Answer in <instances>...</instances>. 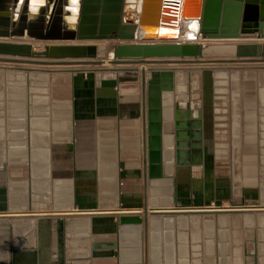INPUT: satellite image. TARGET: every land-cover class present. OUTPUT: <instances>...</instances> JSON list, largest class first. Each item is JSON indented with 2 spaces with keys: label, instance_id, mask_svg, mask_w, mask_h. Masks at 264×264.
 Listing matches in <instances>:
<instances>
[{
  "label": "crops",
  "instance_id": "0c3cea01",
  "mask_svg": "<svg viewBox=\"0 0 264 264\" xmlns=\"http://www.w3.org/2000/svg\"><path fill=\"white\" fill-rule=\"evenodd\" d=\"M138 2H126L127 21ZM26 65L0 66V264H264V234L221 235L213 219V234L200 235L199 219L168 218L211 208L224 178L215 159L208 175L203 162L178 165L173 133L187 100L203 107L202 125L215 129L220 112L180 94L176 72L158 111L147 106L141 70L148 80L149 68L173 65ZM240 115L246 130L262 129L263 107ZM150 125L160 129L152 157ZM259 198L249 204L264 207Z\"/></svg>",
  "mask_w": 264,
  "mask_h": 264
},
{
  "label": "water",
  "instance_id": "95a60500",
  "mask_svg": "<svg viewBox=\"0 0 264 264\" xmlns=\"http://www.w3.org/2000/svg\"><path fill=\"white\" fill-rule=\"evenodd\" d=\"M133 2L134 0H130ZM48 2V0L46 1ZM128 0H80L78 18L74 28L68 33H59L60 14L57 10L47 14L42 11V19L30 21L23 17L16 20L11 17L8 23H0V63L30 64L43 66L60 65H104L108 59L110 65L123 64H182V63H262V71L257 79L264 78V43L246 42L264 41V0H140L141 7L132 20L124 21L123 13ZM55 0L53 2V5ZM59 4V3H58ZM169 7V10L166 8ZM53 9V8H52ZM10 10V9H9ZM52 11V10H51ZM199 23L200 41L181 42L158 39L150 42L140 31L150 28H172L177 20ZM26 37L33 42L70 41L63 44H43V51H32L33 42H16L13 38ZM114 41L99 59V49L91 42ZM78 43H73V42ZM208 41H238L234 45V58L202 60ZM90 42V43H89ZM222 44L214 47L217 49ZM225 46V45H224ZM228 46V45H226ZM231 48V46H229ZM211 49V47H210ZM213 49V48H212ZM218 52V51H217ZM221 51L220 53H223ZM231 54V49L225 51ZM230 52V53H229ZM176 68L151 69L150 78L145 80L142 74V92H147L149 109L160 107V94L173 92L174 70ZM208 80L211 75L203 73ZM184 110L175 109L176 163L178 165H199L202 157V118L203 107L190 109L185 102ZM149 126V156L152 149H159L160 129ZM190 130V133H189ZM159 158V152L155 153ZM152 162V160H151ZM244 212L264 211V207L234 199L231 207L183 209L191 212ZM116 244L112 245L114 248Z\"/></svg>",
  "mask_w": 264,
  "mask_h": 264
},
{
  "label": "rangeland",
  "instance_id": "374dc122",
  "mask_svg": "<svg viewBox=\"0 0 264 264\" xmlns=\"http://www.w3.org/2000/svg\"><path fill=\"white\" fill-rule=\"evenodd\" d=\"M23 1L25 2V7L21 8L18 5ZM46 1L47 0H8L10 7L6 9L0 8V17L5 18L7 23L11 17L17 20L21 14H24L23 17L30 21L41 20L43 17L42 11L47 7V14H53L54 10L58 9L56 13L60 14L59 33H62L64 30L65 27L63 23L65 21L69 22L72 19L71 21H74V24L76 23L79 11V0H55L54 5V0ZM166 10H169V7H167ZM125 17L126 15L124 12L123 20L127 21ZM13 39L17 41L23 40L26 42H33L29 41L30 39L26 37ZM152 41L157 42L159 40H151L150 42ZM253 41L256 40H248L246 42ZM68 42L70 41L66 42L59 40L56 42H33V44L36 50L42 51L44 49L43 44H63ZM234 42L237 43L238 41H208V48L204 49L201 59L219 60L234 58V53L226 56L220 55L217 51L212 52V54L208 56L205 55L210 47L211 49H214V47L225 43L235 45ZM91 43L100 44L102 46L103 49L98 48L99 59H101L104 55L103 52L108 50L116 42L106 40ZM0 66H5L1 68H8L9 71H12L13 73H20L24 66L27 68L26 64L0 63ZM80 66L89 67L91 65H60V67L73 68ZM258 66H263V64L182 63L174 64L172 67L176 68L174 70L177 74L178 80L176 81V90L180 94H183L184 97L189 99L192 96H200L201 92L203 93V84L209 87L210 93L207 95L209 98V104H207V106L210 105V107L216 109V111L220 112L221 116L220 125H217L216 128L212 130L215 161L219 173L224 177L222 179L231 181L233 186V197H236V199H242V196L245 195V190L248 188L250 190L255 189L257 191V196L261 197L258 200L260 203L259 205H263L264 125L262 129L246 130L244 122H238L239 116L243 118V115H240V113L244 114L246 109H255L257 106L264 108V78L262 80H255L257 74L262 71ZM205 72H208L211 75L210 79L205 80L203 78V73ZM245 200L248 203L251 202V198H245ZM220 205L226 208L232 206L231 202L227 200H221ZM168 218L172 220V224L174 223V225H176L181 218L199 219L198 228L200 230V235L213 234V219H216V223L218 224L217 230H220L221 235L239 234L251 236L264 234V228L262 229V226H264V211L203 212L198 213V215L195 216L174 215ZM178 231H180V228L175 226L174 234L177 235ZM217 233H219V231ZM208 244L209 243L204 244L206 249H208ZM204 261L205 264L212 263V260L206 259Z\"/></svg>",
  "mask_w": 264,
  "mask_h": 264
},
{
  "label": "bare ground",
  "instance_id": "6f19581e",
  "mask_svg": "<svg viewBox=\"0 0 264 264\" xmlns=\"http://www.w3.org/2000/svg\"><path fill=\"white\" fill-rule=\"evenodd\" d=\"M137 1H139L138 2V10H139L141 7V3H140V0H137ZM22 3L19 4L18 6H20L21 8H24L25 2L23 1ZM132 4L133 5L130 7L129 10L134 9L136 7V0H134ZM163 4H164V0H163ZM9 7H10V3L8 2V0H0V8L6 9ZM0 22L1 23H7L6 19L2 18V17H0ZM70 22H72V21L70 20ZM65 23H67V25L69 27H71L70 26L71 23L66 22V21H65ZM72 27H71V29H72ZM198 29H199V23L196 19L188 21V22L187 21L181 22L180 20H177L175 22V25L172 28H161V27L150 28V27H146L144 30H142V37L145 35H148L147 37H150V39L154 38V40L161 38V39H167L169 41L175 40V41H181V42H196V41L198 42V41H200V37L198 36ZM139 36H141L140 33H139ZM16 42H26V41H23V40L17 41L16 40ZM93 44H95V43H93ZM96 45L98 46V48L103 49L100 44H96ZM222 45L223 46H221L217 49H209L205 53V55L208 56V55L212 54V52H214V51H218V53H220L221 51H224L223 53H220V55H226V56L231 55V54H228V52L226 53L225 51H228L231 49V53H232V51L234 50V45H230L228 43H225ZM226 45H228V46H226ZM229 46H231V48H229ZM32 51H38V50H36V48L34 47V49H32ZM107 61H108V59L105 60V62H107ZM75 65H78V64H75ZM209 211H212V210H209Z\"/></svg>",
  "mask_w": 264,
  "mask_h": 264
},
{
  "label": "flooded vegetation",
  "instance_id": "af4514ba",
  "mask_svg": "<svg viewBox=\"0 0 264 264\" xmlns=\"http://www.w3.org/2000/svg\"><path fill=\"white\" fill-rule=\"evenodd\" d=\"M209 93H210L209 87H207L206 85L203 84V93L201 92L200 97H202L204 99L205 108H208L207 104H208L209 98L207 95ZM188 103L190 105L189 100H187V104ZM212 130H213V127L211 125L205 124L202 126V137H203L202 138V157H203V163H204L206 175H208L207 169L209 168V165H212V163L210 164V162L213 161V159H215L214 150H213L214 142H213ZM189 133H190V130H189ZM221 183L223 184V186L219 185L217 199L212 200L210 202L212 209L226 208V207H223L220 205V202L223 198H226V200L231 202V204H233V200L236 199V197H233V186L231 184V181H226V179H224V180H222ZM244 194L245 195L242 196L243 197L242 200H244V201H246L245 198H247V199L251 198V200L253 198H257V191L255 189L250 190L248 188L247 190H245ZM223 200H225V199H223Z\"/></svg>",
  "mask_w": 264,
  "mask_h": 264
},
{
  "label": "built area",
  "instance_id": "2783aa9c",
  "mask_svg": "<svg viewBox=\"0 0 264 264\" xmlns=\"http://www.w3.org/2000/svg\"><path fill=\"white\" fill-rule=\"evenodd\" d=\"M137 16V15H136Z\"/></svg>",
  "mask_w": 264,
  "mask_h": 264
}]
</instances>
